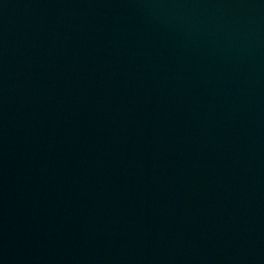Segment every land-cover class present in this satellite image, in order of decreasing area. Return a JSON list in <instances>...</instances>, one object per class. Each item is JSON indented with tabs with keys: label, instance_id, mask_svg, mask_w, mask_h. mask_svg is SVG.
<instances>
[{
	"label": "water",
	"instance_id": "1",
	"mask_svg": "<svg viewBox=\"0 0 264 264\" xmlns=\"http://www.w3.org/2000/svg\"><path fill=\"white\" fill-rule=\"evenodd\" d=\"M0 264H264V0H0Z\"/></svg>",
	"mask_w": 264,
	"mask_h": 264
}]
</instances>
